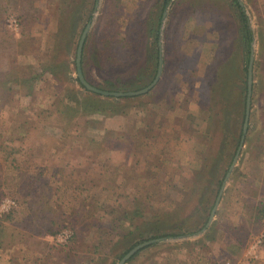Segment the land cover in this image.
I'll list each match as a JSON object with an SVG mask.
<instances>
[{
	"label": "rangeland",
	"instance_id": "374dc122",
	"mask_svg": "<svg viewBox=\"0 0 264 264\" xmlns=\"http://www.w3.org/2000/svg\"><path fill=\"white\" fill-rule=\"evenodd\" d=\"M242 1L0 0V264H116L166 233L178 235L125 264L242 257L264 221V189L247 180L264 159V0ZM240 12L255 48L249 126L205 221L242 136L251 43ZM90 20L82 69L104 90L149 85L161 41L148 92L91 103L76 69Z\"/></svg>",
	"mask_w": 264,
	"mask_h": 264
},
{
	"label": "water",
	"instance_id": "95a60500",
	"mask_svg": "<svg viewBox=\"0 0 264 264\" xmlns=\"http://www.w3.org/2000/svg\"><path fill=\"white\" fill-rule=\"evenodd\" d=\"M239 3L241 4V7L243 8V10L245 11V8H244V2L242 0H238ZM99 3L98 1L96 2V8L98 7ZM246 14V13H245ZM163 16H166V12H164ZM247 16V20H248V25L250 26L249 24V17L248 15L246 14ZM91 27V20L87 23L82 35H81V38L79 40V43H78V48H77V52H76V69H77V77L79 79V81L82 83V85L88 89L89 91H92L94 93H97V94H100V95H104V96H113V97H127V96H137V95H141V94H144L146 92H148L156 83L157 81L159 80L160 78V75L162 73V68H163V53H162V46H161V41L159 40V62H158V68H157V73H156V76L155 78L153 79V81L147 85L146 87L142 88V89H138V90H132V91H108V90H104V89H101V88H98L94 85H92L90 82H88L84 76V73H83V69H82V55H83V47H84V44H85V40H86V37H87V34L89 32V29ZM250 29H251V26H250ZM252 32V31H250ZM254 60H255V48H254V45H253V41L251 42V50H250V58H249V64H248V73H247V88H248V91H247V98H246V105H245V117H244V122H243V129H242V136H241V139H240V143L238 145V148H237V151L232 159V163L229 167V171L228 173L226 174V177L224 178L223 180V183H222V186H221V189L216 197V201H215V205L213 206V209L211 211V215H210V221L212 220L214 214H215V211L217 209V206L220 202V199L222 197V194H223V190H224V187H225V184L230 176V172L232 171L233 167L235 166L236 164V160L240 154V150H241V147L244 143V139H245V135H246V132L248 130V126H249V117H250V107H251V95H252V88H253V65H254ZM161 239H165V238H156V239H151V240H148V241H145L143 243H139L138 245L134 246L131 250H129L122 258L120 261H118L116 264H125L136 252H138L141 248H143L144 246H147L151 243H154V242H158L160 241Z\"/></svg>",
	"mask_w": 264,
	"mask_h": 264
},
{
	"label": "trees",
	"instance_id": "16d2710c",
	"mask_svg": "<svg viewBox=\"0 0 264 264\" xmlns=\"http://www.w3.org/2000/svg\"><path fill=\"white\" fill-rule=\"evenodd\" d=\"M165 1H167V0H165ZM232 2L240 9L241 8V4L239 3V1L238 0H232ZM239 15H240V18H241V22H242V24H243V27H242V29H243V32H244V37H245V39H246V41H247V43H251L250 41H251V32H250V29H249V25H248V20H247V17L244 15V13H242V12H240L239 13ZM84 27V26H83ZM65 29H66V24L64 23V22H62V24H61V26H60V28H59V33H58V35H57V39H56V43H55V47H56V45H57V47H59V39H58V36L60 37V39H64V34L62 35V37H61V33H63L64 31H65ZM82 30V29H81ZM81 32V31H80ZM78 36H79V34H78ZM58 41V42H57ZM156 46H157V44H156ZM154 56H155V59H156V67H157V63H158V55H159V51H158V48L157 47H155V51H154ZM121 58H123V57H121ZM155 67V70L153 71L154 73H156V70H157V68ZM51 68H52V70L53 69H59V65H57V64H51V65H49V66H46V71L47 70H50L51 71V73H52V70H51ZM54 71V70H53ZM58 72H55L54 74H57ZM53 74V73H52ZM78 79V78H77ZM78 82H79V84H80V86L81 87H83V88H85L83 85H82V83L78 80ZM90 92V91H89ZM93 93V92H92ZM94 94V93H93ZM76 97L75 96V94H72V96H68V98L67 99H69V98H71V97ZM95 97H93L92 98V100H91V103L94 101V100H96V99H98V96H99V94H95L94 95ZM65 100V99H64ZM70 100V99H69ZM98 100H100V99H98ZM77 102V104L79 105V103H78V100L76 101ZM84 106H88V105H86V102H84ZM97 109H102V107H97ZM244 109H245V105H244ZM62 110V109H61ZM64 113H68L69 115H70V112L71 111H69V110H67L66 111V109L64 108V110H62ZM244 111L242 112V119H241V121H240V132L242 131V129H243V127H242V125H243V119H244V117H245V115H244ZM202 172H200V174H201ZM226 173V168L225 169H223V174L221 175V179L220 180H218V182H217V184H216V189H215V187L214 188H211V189H208V190H210L209 191V194H207V201H208V203H207V206H206V211H204L205 213H206V216H205V221L208 219V213L210 212V209H211V207L213 206V203H214V201H215V198H216V196H217V194H218V191H219V188H220V186H221V183H222V179H223V177H224V174ZM204 221V222H205ZM147 224V226H150V224L151 223H146ZM146 226V228H144V229H147L148 227ZM141 226H139V227H137V228H140ZM128 233H132L131 231H128ZM178 235V233H166V234H161V235H156V236H153V237H164V236H177ZM152 238V237H151ZM199 242H203V240H196V241H194V243H191V244H195V243H199ZM127 251V250H126ZM125 251V252H126ZM124 252V253H125ZM138 254V253H137ZM136 255H134L133 257H135ZM132 257V258H133ZM131 258V259H132ZM130 259V260H131ZM115 264V263H114Z\"/></svg>",
	"mask_w": 264,
	"mask_h": 264
},
{
	"label": "built area",
	"instance_id": "2783aa9c",
	"mask_svg": "<svg viewBox=\"0 0 264 264\" xmlns=\"http://www.w3.org/2000/svg\"><path fill=\"white\" fill-rule=\"evenodd\" d=\"M13 24L18 25L17 21L14 19ZM71 233L69 231H63L59 237V242H65L70 237ZM264 245V221L261 227L260 232L251 239L248 243L245 252L242 257L233 262H228L226 264H264L261 260V248Z\"/></svg>",
	"mask_w": 264,
	"mask_h": 264
},
{
	"label": "crops",
	"instance_id": "0c3cea01",
	"mask_svg": "<svg viewBox=\"0 0 264 264\" xmlns=\"http://www.w3.org/2000/svg\"><path fill=\"white\" fill-rule=\"evenodd\" d=\"M254 167L257 168V173H258L257 177H253L254 180L252 178L249 179V177H248L247 180L249 182H251V181L255 182L258 187L260 186L261 189H264V159H263V161H259V162H257V164H254ZM259 174H261V175L259 176ZM204 245L207 246L206 242L204 243ZM204 245L202 244L203 247H204ZM263 247H264V245H263ZM195 250H199V249L195 248ZM262 250H263V252L260 251V254H261V260L264 263V248H262ZM221 264H223V261L221 262Z\"/></svg>",
	"mask_w": 264,
	"mask_h": 264
}]
</instances>
